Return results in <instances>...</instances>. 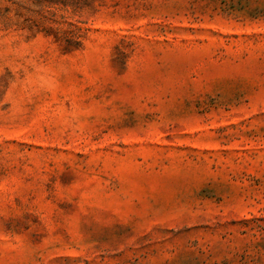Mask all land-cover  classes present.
<instances>
[{
	"label": "rangeland",
	"instance_id": "obj_1",
	"mask_svg": "<svg viewBox=\"0 0 264 264\" xmlns=\"http://www.w3.org/2000/svg\"><path fill=\"white\" fill-rule=\"evenodd\" d=\"M0 264H264V0H0Z\"/></svg>",
	"mask_w": 264,
	"mask_h": 264
}]
</instances>
